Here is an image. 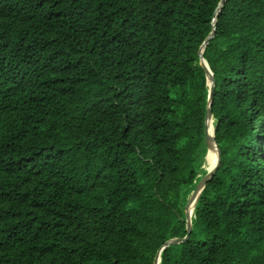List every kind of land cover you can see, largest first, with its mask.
<instances>
[{
  "label": "trees",
  "instance_id": "trees-1",
  "mask_svg": "<svg viewBox=\"0 0 264 264\" xmlns=\"http://www.w3.org/2000/svg\"><path fill=\"white\" fill-rule=\"evenodd\" d=\"M220 1L0 0V264H153L186 235ZM203 56L221 160L159 264H264V0H225Z\"/></svg>",
  "mask_w": 264,
  "mask_h": 264
},
{
  "label": "water",
  "instance_id": "water-1",
  "mask_svg": "<svg viewBox=\"0 0 264 264\" xmlns=\"http://www.w3.org/2000/svg\"><path fill=\"white\" fill-rule=\"evenodd\" d=\"M225 0H221L216 12L215 16L213 19V25L214 28L211 31V33L208 35V37L205 39L203 44L201 45L199 55H200V64L204 67L206 71V76H207V84L209 86L208 89V105H207V114H206V126H205V137H206V144H207V151L205 154V163L202 165L205 168L206 163L210 160L212 156V147H213V142L216 145V154H217V160L214 165L209 167L207 169L206 174L200 179V181L197 183L195 189L191 192L190 197L188 199V202L186 204V228H187V233L184 237H173L169 240H167L161 247L157 250L154 262L153 264H159L161 262V253L167 247L168 245L175 244V243H180L184 240H187L190 236V232L192 230V217L194 212H191V205L194 202L196 204L199 195L203 188L205 187L206 183L211 179L215 171L217 170L220 160H221V150L218 146V143L215 140V131H214V118H213V113H212V102H213V95H214V75L213 72L207 62V60L203 56V51L205 49L206 44L208 43L209 39L214 36L215 34V24H216V15L220 11L221 7L223 6ZM211 129H213V135H211ZM195 207V205H194Z\"/></svg>",
  "mask_w": 264,
  "mask_h": 264
},
{
  "label": "bare ground",
  "instance_id": "bare-ground-1",
  "mask_svg": "<svg viewBox=\"0 0 264 264\" xmlns=\"http://www.w3.org/2000/svg\"><path fill=\"white\" fill-rule=\"evenodd\" d=\"M211 135H213V129H211ZM211 151H212V156H211L210 160L205 165L206 170L209 167H211L212 165H214L216 163V160H217L216 145L214 144V142H213V147H212ZM194 205L195 204L193 202L191 207H190L192 213L194 212V209H195Z\"/></svg>",
  "mask_w": 264,
  "mask_h": 264
},
{
  "label": "rangeland",
  "instance_id": "rangeland-1",
  "mask_svg": "<svg viewBox=\"0 0 264 264\" xmlns=\"http://www.w3.org/2000/svg\"><path fill=\"white\" fill-rule=\"evenodd\" d=\"M206 169V168H205ZM189 197H190V195H189Z\"/></svg>",
  "mask_w": 264,
  "mask_h": 264
}]
</instances>
